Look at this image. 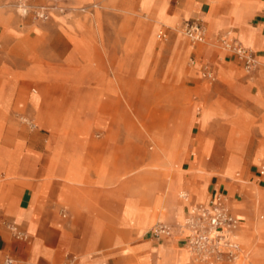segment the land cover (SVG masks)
Here are the masks:
<instances>
[{
	"label": "rangeland",
	"instance_id": "rangeland-1",
	"mask_svg": "<svg viewBox=\"0 0 264 264\" xmlns=\"http://www.w3.org/2000/svg\"><path fill=\"white\" fill-rule=\"evenodd\" d=\"M157 1L99 0L96 10L89 5L91 0H0V200L28 195L34 189L35 194L47 192L50 201L61 202L67 199L65 191H80L71 195L82 203L89 198L92 205L78 203L77 212L92 211L80 217L68 203L62 205L56 212L63 226L52 225V235L42 245L56 249L63 232L68 244L73 229L79 237L90 234L97 220L89 250L72 242L73 251H86L81 260L95 253L105 256V264H116L119 249H127L132 254L127 255L126 264H137L140 258L133 249L147 242L158 246L152 247L159 254L154 264H180L187 257L188 264H208L189 243L188 219L195 207L219 193L228 201L234 195L245 199L232 201V213L244 224L245 256L230 263L236 255L224 254L221 263L264 264V176L258 174L264 164V85L253 82L258 70L264 80V56L259 57L264 52L251 43L256 29L250 26L243 31L231 15L236 0H206L210 13L201 12L196 18L206 28L205 41L194 43L184 29L192 13L185 7L182 14L189 17L181 19L182 10L166 15L164 9L153 8L152 2ZM177 1L161 0L170 12ZM194 1L198 9L200 0ZM252 1L249 24L256 25L264 22V0ZM42 7L51 8L48 19L36 15ZM109 8L125 15L113 14L110 24L103 13ZM153 15L147 32L144 25ZM215 21L219 25L211 33ZM109 25H123V33ZM161 31L167 37H161ZM225 38L255 53L257 64L252 71L224 44ZM175 39L188 48L184 56H170L169 43ZM21 40L27 46L15 53ZM260 45L264 46L263 40ZM204 49L211 50L209 59L202 57ZM221 65L232 66L231 75L220 72ZM207 68L213 79L205 76ZM240 84L249 85L248 91L239 93L255 101L258 113L250 115L241 109L251 110L253 105L234 96L235 106L207 101L213 100L216 88L227 91ZM201 145L203 154H199ZM252 149L254 159L248 153L246 160L245 151ZM15 154L21 155V163ZM172 158L174 167L167 172ZM220 164L223 182L213 176ZM44 167L48 172L42 175ZM165 174L174 180L177 191L173 204L158 211L143 198V190L156 183L161 200ZM17 176L22 178L12 186L10 180ZM229 183L237 188L232 190ZM197 184L211 185L215 191L209 195ZM36 195L35 206L42 208L37 203L40 194ZM241 207L243 211L237 210ZM41 208L32 213L30 233H37ZM246 209L252 212L246 215ZM159 224L171 226L172 235L152 238L149 231ZM0 225L9 235L11 250L17 242L32 240L11 215L2 212ZM8 259L12 264H79L76 255L66 251L41 258L11 251L1 264H8Z\"/></svg>",
	"mask_w": 264,
	"mask_h": 264
},
{
	"label": "crops",
	"instance_id": "crops-1",
	"mask_svg": "<svg viewBox=\"0 0 264 264\" xmlns=\"http://www.w3.org/2000/svg\"><path fill=\"white\" fill-rule=\"evenodd\" d=\"M4 1L5 0H1V3L4 2ZM40 1H42V0H32V2H40ZM195 2L196 1H194V0H178L177 4L175 6H173L172 12H170V9H168L163 4V2H161V0H158L157 2H152L153 3L152 6H153V8L160 7L162 9H164V12L166 13V15H169L170 13L172 15H174L178 11L182 10V12L180 13L181 14V19L189 17L188 15L182 14L184 8L186 7L187 10L192 13V15H191L192 17L189 18V19H186V21H185V23H186L188 21H192V20H195L196 18H199L201 12H207V14H209L210 11H211V9H210L209 5L207 4L206 0H200L199 1L200 3L198 2L199 3L198 9H196L195 6H194ZM253 2L254 1H252V0H236V5L233 7L231 15L233 17L237 18V20L241 23V27H242L243 31H247L250 28V26L252 28L256 29L255 35H257V36H255L254 39L252 38L254 41L251 40V43L255 47H257L260 52H264V50L261 49V48H264V46L260 45L261 40H263V42H264V34H263V30H264V25L263 24H264V22L258 23L256 25H250L249 24V19L253 17L252 11H251V8L253 6V4H252ZM121 3H122L121 1H119L117 3V7L118 8L121 6ZM170 3H171V0H170ZM170 8H171V6H170ZM213 10H214V8H213ZM103 13L108 14L107 19H108V22L110 24H113L112 18H111L113 14L116 13V14H120V15H123V16L125 15L123 12H121L118 9H115V8L114 9L113 8L103 9ZM2 15L5 17L4 9L2 10ZM153 19H154V15L151 16V18L149 19V22L144 25V30L145 31H147V32L149 31V29L151 28L150 27V21L153 20ZM172 21L174 23H176L177 19L176 20L173 19ZM218 25H219V22L215 21L213 23V25H212L211 31L210 30L209 31L211 33L212 32L214 33V30H215V28H217ZM109 26L111 28H113V30H117L118 33H123V25L116 26V27H114L113 25H109ZM233 29H236V33L238 35V33L240 32V28L236 27V28H233ZM25 45H26L25 40L18 41V43L15 45L17 47V49L15 50V53L18 52L19 50H21L20 48L25 47ZM119 49L121 51V47ZM168 49H169V52H170V56H172V55L176 56L177 54H181V55L184 56L187 53V51H188V48L183 43V41L182 40L177 41V39H175V40L171 41V43H169ZM260 56H264V53L263 54H259V57ZM202 57L204 59H209L211 57V50L210 49H208V50L204 49L202 51ZM231 67L232 66H230V65H225V66L221 65L220 72L223 71L224 73H228L229 75H231L230 74L231 69H232ZM260 72H261V70H258V72L256 73V77L253 80V82L257 83L259 85V87L261 85H264V80L260 78V74H261ZM230 80H232V79H230ZM227 83H230V81L227 82ZM225 87H227V85ZM248 87H249L248 84H246V85L245 84H240V85L235 86V87L232 86L231 88L229 86V89H227V91H225V90L219 91L216 88V90L214 92L215 96H214V98L212 97L213 100L210 99V100H207V101L208 102H213V103L222 102V103H226V104H228L230 106H235L234 103H233L234 99L231 98V97L234 96V97H236L237 100H241L243 103H248V102L252 103L253 109L248 110L244 106L241 109H244L250 115L256 114L258 112H257V109H256L255 101H253L251 98H248V97L245 98L242 95H240V93H239V90H247L248 91ZM209 98H210V96H209ZM207 101H206V105H208ZM222 130H228V128L223 127ZM204 144H205V142H204ZM226 145H227V140H226L225 146ZM202 149H203V146L201 145L200 148H199V154H203V150ZM222 150H224V149H222ZM251 151L247 152V153L245 151L246 160H248L247 159V154L248 153L252 155L251 156L252 160L254 159V151H253V149ZM214 153L221 155V151H217V152H214ZM13 156H17L19 158L18 161L20 162V156H21L20 154H15ZM215 158L216 157L213 156V159L215 161L220 162L217 158L216 159ZM11 159H12V157H11ZM173 163H174V159L173 158L168 161V164L166 165V168H165L167 172L170 171V168L174 167ZM222 170H223L222 164H220L219 167H214L213 171L215 172V174L213 176L215 178H217L218 182H223V180L225 179L222 176ZM46 172H48L47 168L44 167L42 175H43V173H46ZM258 174L260 175L259 171H258ZM260 176H262V175H260ZM169 177L170 176L167 177L166 174H165V175H163V178L161 179L162 182L160 183V185H161V192H162V195H163L161 200H159L157 198L158 197V193H157L156 183H153L152 187H150V188L146 187L145 190H143L144 191L143 198L146 201H149V202L155 204V206L157 207L158 211H160V209L163 208L164 206L165 207H170L173 204L174 194H175V191H177V188H176L177 186L175 185L174 180L172 178L169 179ZM21 178H22V176L14 177L13 179L10 180V183L13 186L15 184V182L18 181ZM27 182L31 183L32 181L28 180V181H26V183ZM41 182H39V181L34 182L33 181L32 183H39L40 184ZM1 184H3V183H1ZM229 184H230V187L232 188V190L237 188V184L236 183H234V184L229 183ZM197 187H201L204 191H207L209 193V195H212V193L215 191L214 187H212L211 185L208 186L207 188H205L204 186L197 184ZM65 192H66V195H67V199L64 200V201H61V202L50 201L47 198V195H46L47 192H43V194H41L40 192H37L36 194H40V196L37 199V203L40 204L42 206V208L38 207V206L37 207L35 206L36 204H35V201H34V196L36 194L34 192V189L30 193H28V195L26 194V192H24L20 197H11V196H9V197H5V199L2 198L0 200V208H2V207L4 208L3 210L0 209V214H2V212H4V214L6 216L7 215H11L13 217V222L15 224L20 225L21 227H23V229L27 233L29 232V227H30V223H31L32 213L34 211H36L37 209L41 208L40 209L41 211H40V219H39L37 233H30L29 232L30 233L29 236L32 238V240L29 241V242H26V243L25 242H17L16 246L14 247L13 250L10 249L11 240L9 239V235L6 233L4 228L0 225V264H1L3 256L5 254L10 253L11 251H13V252H15V253H17L19 255H27L30 258H34V257L41 258V256H43V257H51L52 255L60 254V253H62L64 251H66L67 255L72 253V254L76 255L77 259H79V256L84 254L86 251H81V249L79 251H73L71 249L72 242H75L76 244H79L82 248L85 247L88 250L90 249L92 243H94L93 242L94 241V239H93L94 233L99 227V224H98L99 221H97V220L94 222V224L96 225L95 226L96 228H94L93 232H91L90 234H87V235L83 234L81 237H79L78 235L74 234L76 232L75 229H73V230L71 229L72 230V236H71L70 241L68 242V244L65 241L67 236H66L65 232H63L61 234V236H60V242H59V245H57L56 249H48L46 247H43V245H42L43 242H44V239L46 238V236L47 235H52V230H53L52 225L57 224L60 227L63 226V223H61L62 221L60 219V216L57 215V212H56L57 209H59L65 203H68L74 209V211L77 212V210L75 208V205H77L78 203H82L79 199H77L76 196L74 198L73 195H71L73 193L74 194H78V192H80V191L71 192V191L67 190ZM89 195H91V194H89ZM91 196H93V195H91ZM181 196H184V195L181 194L180 197ZM186 196L187 195H185V197ZM36 198H37V195H36ZM234 200H242V201H244L245 199L234 198V195H233V197L229 198V201H228L229 208H230V210L233 213L235 212V210L233 209V206H232V201H234ZM185 202L191 203L188 200V198H185ZM90 203L92 205L91 200L89 198H87L85 203H82V204L89 205ZM91 205H89V207ZM185 207L188 208L187 205ZM91 209L84 210L82 212V214H80L81 211H79V213L77 212V214L80 217L82 215L87 216V215H89L87 213L92 211ZM243 209L244 208L241 207V208H238L237 210L243 211ZM249 210H251V209H246V215L252 212V210L251 211H249ZM140 212L143 213L145 211L140 210L139 213ZM242 225H243V228H242V231H243L244 230V224H242ZM137 232H138V229H137ZM136 233L134 234V236L138 238L139 236ZM99 240H100V237H98V240L96 241L95 248H97ZM119 242H122V240H119L118 243ZM169 243L171 245L174 244V242L173 243L169 242ZM169 243H167V244H169ZM152 247L153 248H157L158 246L157 247L152 246V245H150L147 242L138 243L137 245H135V247L133 249L134 250L133 254H134L135 257L140 258V260H139V262H137V264H150V263L154 264L158 260L159 254L157 253V250H152ZM242 247L244 249L243 244H242ZM126 250L127 249H124V250L119 249L118 254L121 256V258L119 259V261L116 264H126L127 255L132 254V253H127ZM178 250H179V255L182 254L181 253L182 250H180V249H178ZM244 251H245V249H244ZM94 254L95 253H93L87 259H84V260L79 259V264H99V263L105 264L103 262V260L105 258L104 255L98 256V255H94ZM141 258H143V259H141ZM180 259H181V257L179 256V260ZM189 260H190L189 257H187L185 259L183 258L181 260L180 264H188Z\"/></svg>",
	"mask_w": 264,
	"mask_h": 264
},
{
	"label": "built area",
	"instance_id": "built-area-1",
	"mask_svg": "<svg viewBox=\"0 0 264 264\" xmlns=\"http://www.w3.org/2000/svg\"><path fill=\"white\" fill-rule=\"evenodd\" d=\"M60 1V0H55ZM51 8L42 7L36 11V15L43 19L49 18V11ZM55 9V8H54ZM27 12V11H25ZM185 33L194 43H201L205 41L206 32L200 19H195L185 23ZM161 37H167V33L160 32ZM224 44L232 47L245 64V69L250 72L257 64L255 53L241 45L224 39ZM205 76L213 79L214 74L210 68L206 69ZM260 175L264 176V164L260 167ZM192 229L189 236V243L196 254L208 264H216L222 260L224 254L229 257L236 255L235 244L229 237L230 234L235 233L241 226V219L232 213L229 208L228 198L223 193H219L208 203L200 204L195 207L188 223ZM17 230L16 227L13 228ZM149 234L152 238L161 239L172 235V227L166 224L155 225ZM224 249H227L226 253ZM8 264H12L13 260L8 259Z\"/></svg>",
	"mask_w": 264,
	"mask_h": 264
},
{
	"label": "bare ground",
	"instance_id": "bare-ground-1",
	"mask_svg": "<svg viewBox=\"0 0 264 264\" xmlns=\"http://www.w3.org/2000/svg\"><path fill=\"white\" fill-rule=\"evenodd\" d=\"M99 4H100L99 0H91V3L89 5L93 6L97 10L100 7ZM81 10L86 11V8L84 9V7H83V8H81ZM25 11L26 10H23V12H25ZM205 32H206V28H205ZM181 197H185V196H181ZM242 228H243V225L241 223L240 228L235 233L229 235V237L232 239L235 246H237L235 260L230 262V263L237 262V261L241 260L242 258H244V256H245V251L242 247L243 243H241L242 242V239H241ZM221 262H223V261H219L216 264H220ZM221 264H226V263H221Z\"/></svg>",
	"mask_w": 264,
	"mask_h": 264
}]
</instances>
